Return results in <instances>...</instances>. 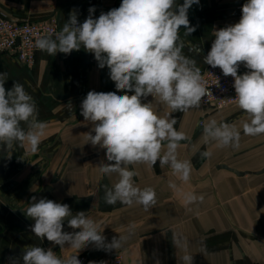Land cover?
<instances>
[{
  "label": "crops",
  "instance_id": "crops-1",
  "mask_svg": "<svg viewBox=\"0 0 264 264\" xmlns=\"http://www.w3.org/2000/svg\"><path fill=\"white\" fill-rule=\"evenodd\" d=\"M183 2L176 0L177 4ZM246 2L199 0L198 5L194 4L188 18L195 31L185 36L183 26L180 29L185 44L183 54L195 60L197 67H205L204 56L215 39L213 29L237 23ZM121 3L122 0H0V14L13 20L54 18L60 30L73 9L79 11L82 23L90 7H95L94 17L98 18L101 12L118 8ZM193 46L202 51L197 54ZM0 71L10 74L6 88H11L13 80L25 84L39 106L40 119L47 121L38 151L32 157L18 161L24 149L17 148L10 161L0 158V264H9L10 258L32 244L52 247L61 259L76 254L73 249H61L47 240L41 243L30 231L34 221L26 218L24 210L33 195L66 203L73 214L85 211L101 224V231L109 239L113 235L128 237L123 247L111 254L91 247L81 251L93 258L122 252L124 264H156L157 260L159 264H185L182 257L190 254L193 264H264V134L244 135L242 126L250 117L238 104L225 108L200 104L188 112H173L157 97L142 98V103H152L158 116L175 118L176 130L189 138L181 142L177 158L191 164L190 180L182 182L159 161L151 167L137 164L136 186L152 187L156 205L147 211L138 204H117L113 208L102 203L101 185H114L119 177L100 173L99 164L106 162L105 150L86 143L92 125L80 114L81 102L89 91H117L109 69H100L93 54L81 48L69 55L55 56L38 50L32 65L0 53ZM247 71L242 64L241 75ZM69 101L72 112L66 108ZM211 120L229 123L239 130L238 146L220 148L214 140L206 142L203 127ZM205 150L211 157L201 159L200 152ZM163 151L166 149L162 154ZM169 182L175 183L179 191L171 189ZM188 192L202 195L203 202L186 207L182 194ZM132 225L135 227L130 231ZM65 230L71 231L67 227ZM172 235L187 241V252L174 246Z\"/></svg>",
  "mask_w": 264,
  "mask_h": 264
},
{
  "label": "clouds",
  "instance_id": "clouds-1",
  "mask_svg": "<svg viewBox=\"0 0 264 264\" xmlns=\"http://www.w3.org/2000/svg\"><path fill=\"white\" fill-rule=\"evenodd\" d=\"M194 4L198 5L199 0H184L183 4L176 0H122L118 8L101 12L98 18L94 17L95 7H90L82 23L79 11L73 9L55 38L47 35L35 41L38 50L51 56L69 55L83 48L93 54L100 69H109L117 91H89L80 105L81 116L92 125L86 143L105 150L106 162L99 164L100 173L119 177L114 185H101V200L106 206L138 204L147 211L156 205L152 187L136 186L137 164L151 167L159 161L182 182L190 180L191 164L177 158L181 142L189 138L176 130L175 118L158 116L152 103H142V98L157 97L173 112H188L199 107L208 95L201 69L182 51L185 44L180 37L181 27L185 36L195 31L188 18ZM241 13L237 23L213 29L215 39L204 62L233 78L235 100L250 117L242 126L243 133L257 136L264 134V0H247ZM193 48L197 54L202 51ZM242 64L249 71L238 75ZM9 78L8 72L0 71V158L10 161L16 149L23 148V155L17 157L22 161L38 151L47 121L40 119L39 106L24 83L13 80L11 88L5 87ZM120 91L124 94H117ZM66 108L72 112L71 101ZM203 135L206 142L214 140L217 147L224 148L238 146L241 133L229 123L211 120L203 127ZM162 149H166L163 154ZM200 157L210 158L211 153L202 151ZM169 187L179 191L173 182ZM182 196L186 207L204 200L192 192ZM24 214L34 221L30 231L41 243L47 240L61 249H73L76 254L61 259L52 247L25 245L9 264H83L79 259L81 251L91 247L111 254L128 239L116 235L109 239L101 231V224L85 211L73 214L68 204L43 196L33 195ZM134 227L130 226V231ZM172 242L187 252V241L182 236L172 235ZM182 260L193 264L190 254Z\"/></svg>",
  "mask_w": 264,
  "mask_h": 264
},
{
  "label": "built area",
  "instance_id": "built-area-1",
  "mask_svg": "<svg viewBox=\"0 0 264 264\" xmlns=\"http://www.w3.org/2000/svg\"><path fill=\"white\" fill-rule=\"evenodd\" d=\"M59 32L56 19L45 21L13 20L0 14V53H8L21 59L28 65L35 62L38 49L35 41L40 37L52 35ZM203 81L208 95L201 101L202 106H214L225 108L236 105L234 80L231 76H224L219 68L212 69L206 64L200 68ZM238 75H241L240 68ZM79 259L83 264H124L122 252L113 255L93 258L85 252L79 253Z\"/></svg>",
  "mask_w": 264,
  "mask_h": 264
}]
</instances>
